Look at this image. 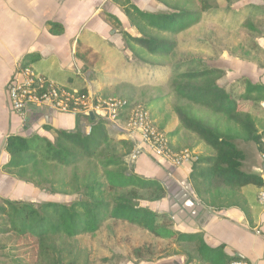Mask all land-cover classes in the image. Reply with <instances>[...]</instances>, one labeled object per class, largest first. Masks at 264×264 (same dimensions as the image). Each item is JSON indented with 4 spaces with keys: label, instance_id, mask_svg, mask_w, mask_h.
<instances>
[{
    "label": "trees",
    "instance_id": "trees-1",
    "mask_svg": "<svg viewBox=\"0 0 264 264\" xmlns=\"http://www.w3.org/2000/svg\"><path fill=\"white\" fill-rule=\"evenodd\" d=\"M112 1L137 29L138 35L126 31L121 34L138 63L134 67L138 78L161 77L156 81L160 83L165 77L171 78L170 60L178 45L177 36L201 21L213 23L223 15L213 9L209 0H155L169 10L160 13L142 11L131 0ZM260 19L263 17L256 13L253 19L240 22L237 34L249 50L264 54V48L256 41L260 36L254 34L258 32ZM49 26L53 33L63 32L58 23L49 22ZM85 54H90L89 65L98 59L92 49ZM38 58L37 54H26L20 66ZM220 73L218 68H205L177 74L172 88L181 102L173 110L180 123L178 129L192 132L211 151L197 156L191 164L189 185L193 195L214 210L238 207L248 215V204L240 189L248 184L261 187L263 181L259 174L240 169L243 152L235 141H253L260 148L261 135L255 117L264 116L261 106L264 85L242 78L225 88L216 83ZM78 91L87 93L83 88ZM118 117L127 121V113ZM84 120L90 123L88 133L83 131ZM107 124L106 120L76 113L74 130H56L53 141L37 135L7 136L4 148L9 160L2 167L5 173L49 194L72 196L73 200L68 204L55 201L35 204L1 198L0 235L34 239L37 245L34 264H93L92 250L81 246L78 237L93 236L106 221L120 220L156 237L193 245L195 259L201 264H227L223 247L207 246L202 232L185 234L169 230V217L136 203L141 199L160 200L165 189L159 181L132 171L126 160L132 141L111 137ZM140 251H133L138 260ZM5 256L0 264H27ZM193 261L190 258L186 264Z\"/></svg>",
    "mask_w": 264,
    "mask_h": 264
},
{
    "label": "crops",
    "instance_id": "crops-1",
    "mask_svg": "<svg viewBox=\"0 0 264 264\" xmlns=\"http://www.w3.org/2000/svg\"><path fill=\"white\" fill-rule=\"evenodd\" d=\"M100 1L96 0L94 9L92 0H0V183L10 184L16 191H19L18 186L25 188L31 184L24 183L3 171V165L9 160L4 148L7 136L37 135L53 141L56 130L71 131L75 128V114L70 112H58L46 106H30L21 117L10 111L5 92L6 85L24 55L34 53L39 56L28 65L35 72L58 86L83 88L91 99L99 96H117L120 93L118 85L121 83L130 86L160 83L156 81H160L161 77L159 80L149 76L138 78L134 68L138 63L127 49L122 34L110 28L107 18L104 20L97 17ZM111 4L112 9L107 10ZM113 4L120 8L112 0L106 2L103 8L106 9L107 15H117ZM122 14L124 16L123 12ZM117 17L122 23L119 16ZM49 22L60 24L63 32L60 34L51 32ZM126 32L135 35L131 30ZM87 49H92L98 54V59L93 65L88 63L91 58L90 54H85ZM243 77L254 84L264 85V70L257 80ZM166 100V96L152 97L146 100L145 107L154 125L166 133L171 150L180 152L192 148V152L197 156L209 154L210 149L195 134L178 129L180 123L173 113L174 110L169 113L164 107ZM261 106L264 108V101ZM94 117L97 118L93 114ZM255 122L258 133L263 138L264 116H256ZM124 124L125 122L121 121L120 126ZM106 127L111 137L126 138L122 128L112 130L109 124ZM89 130L90 123L85 120L83 131L88 133ZM235 144L243 152L240 169L246 173L260 175L262 162L258 144L250 141H235ZM127 164L136 175L157 180L163 185L165 196L159 201H152L153 206L149 209L156 212L157 207H162V203L168 207L170 225L167 229L185 234L202 232L207 246L223 247L228 262L239 258L245 264H264V205L257 200L260 187L248 184L240 189L248 204V215L238 207L214 210L203 204V208L196 210V202L179 195L183 181H189L191 166L174 167L153 160L147 155L141 156L135 163H129L127 160ZM7 189L10 193L9 188ZM1 196L8 197L5 194ZM109 221L120 220L106 221L99 232ZM160 239L174 247L191 245ZM180 256L179 263L186 264L185 257ZM190 264L201 262L195 260Z\"/></svg>",
    "mask_w": 264,
    "mask_h": 264
},
{
    "label": "rangeland",
    "instance_id": "rangeland-1",
    "mask_svg": "<svg viewBox=\"0 0 264 264\" xmlns=\"http://www.w3.org/2000/svg\"><path fill=\"white\" fill-rule=\"evenodd\" d=\"M92 1L94 8L96 0ZM131 1L142 11L151 13L169 11L155 0ZM100 2L101 4L97 7V17L104 18V20L107 18L110 22V28L117 30L118 34L131 30L133 34L138 35L137 29L125 14L123 16V11L120 8L113 4L117 15H107L103 6L110 0H101ZM209 2L212 4L213 9L218 10L219 14L225 15H222L220 19L213 23L201 21L177 36L178 45L170 60V62L172 61L170 80L165 77L164 82L159 84L148 83L140 86H130L121 83L118 85L120 93L114 97L128 102L126 113L133 107L146 108V100L156 96H166L167 102H165L164 107L167 108L169 113L173 112V106L181 102L173 92V78L185 71L218 68L221 73L216 83L225 85V88L233 84L231 82L233 79L235 83L244 78L243 76L257 80L258 76L263 73L264 54H257L243 45L237 30L240 28V22L246 19L251 20L256 13H259L263 20L257 21L258 32L254 34L264 37V0H209ZM111 7L112 4L107 10H111ZM117 16L122 20V23L117 19ZM174 38L176 37L172 39ZM256 41L264 47V38L257 37ZM188 150L192 151V148ZM147 157L150 156L147 155ZM136 161H129V163H135ZM7 188H9L10 193H8ZM2 190L5 192L2 193ZM18 190L16 191L10 184L0 183V200L3 198L1 194L8 196L4 197L5 199L30 201L35 204L43 201L68 204L73 200L72 196L49 194L45 190L32 187V185L25 188L18 186ZM136 203L146 208L153 206L152 201L147 199L138 200ZM161 206L157 207L156 212H160L168 218V207H165L164 203ZM78 239L81 246L91 248L93 264H180V255H183L185 260H190V258L196 260L195 256L197 254L193 245L174 247L167 241L154 237L147 230L128 225L124 221H109L101 232L93 235V238L82 235ZM36 247L34 239L21 240L13 235H0V261L5 259L6 254L7 257H16L22 263L34 264L37 253ZM135 249H141L139 255L142 260L134 258L133 251ZM136 258L138 257L136 256Z\"/></svg>",
    "mask_w": 264,
    "mask_h": 264
},
{
    "label": "built area",
    "instance_id": "built-area-1",
    "mask_svg": "<svg viewBox=\"0 0 264 264\" xmlns=\"http://www.w3.org/2000/svg\"><path fill=\"white\" fill-rule=\"evenodd\" d=\"M6 97L10 111L13 114L24 116L30 106H46L58 112L73 114L89 112L97 118L109 122L112 130L124 131L125 139L133 143L132 150L127 156L129 161H135L139 156L148 155L158 162L182 167L191 166L197 155L188 149L173 152L165 132L157 128L144 107H133L127 113V121L120 126L118 117L126 113L127 102L116 97L89 98L86 94L79 93L78 89L58 86L41 74L35 72L30 66L14 70L6 85ZM260 160L262 168L260 176L263 185L259 188L257 200L264 205V137L260 139ZM227 264H245L240 259H232Z\"/></svg>",
    "mask_w": 264,
    "mask_h": 264
},
{
    "label": "water",
    "instance_id": "water-1",
    "mask_svg": "<svg viewBox=\"0 0 264 264\" xmlns=\"http://www.w3.org/2000/svg\"><path fill=\"white\" fill-rule=\"evenodd\" d=\"M88 115L91 119H93V114L91 112H89ZM179 195L182 196L183 198L190 199L192 202H196L197 203V206L195 208L196 210L203 208V204L201 202H199L197 200V198L193 195V193L190 189V185H189L188 180L183 181V188L179 191Z\"/></svg>",
    "mask_w": 264,
    "mask_h": 264
}]
</instances>
